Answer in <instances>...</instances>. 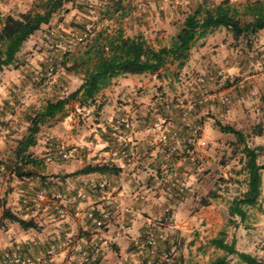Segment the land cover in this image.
Returning <instances> with one entry per match:
<instances>
[{"label":"rangeland","instance_id":"obj_1","mask_svg":"<svg viewBox=\"0 0 264 264\" xmlns=\"http://www.w3.org/2000/svg\"><path fill=\"white\" fill-rule=\"evenodd\" d=\"M37 1L28 0L17 9L14 17L33 11ZM120 1L125 18H120L121 14H117L104 19L103 15L98 13L100 7L98 0H74L73 4L65 5L48 26H42L40 40L35 41L37 45L28 51L30 53H26L27 57L20 55L23 61L18 59L16 64L11 66L13 70L19 68V71L20 67L29 66L33 69V76L30 77L27 89L19 91L16 85L13 89L15 92L10 91L14 101L7 111L14 117L12 122L15 128H11L9 135L11 138H4L5 148L0 153V165L3 166L5 172L1 176L0 185L3 188L0 187V194L4 195V200L8 198L12 200V196L16 193V185H13L16 178L11 176L10 166L13 163L15 142L25 133L27 126L22 119L24 107L31 105L35 109H40L46 101L51 99V88L58 82L60 84L57 92L60 95L71 93L81 83V74L66 72V67L70 66L73 58L78 56L87 44V42L82 44L77 41L81 33L76 27L77 24L83 20L91 23L94 28L92 35L102 28L111 31L117 25L122 28L126 36L133 37L136 34H143L152 47L158 48L170 44L185 17L203 2V0ZM220 1L208 0L207 4L214 5ZM253 1L255 0H230L236 6ZM89 10L92 11L87 13ZM51 33L52 36H50ZM24 49L23 47L22 52ZM36 52H43V56L31 62ZM50 69H53L51 75L48 74ZM248 85L250 87L247 90L240 92L243 89L240 87ZM240 96L245 97L252 105L250 107L236 106ZM97 101L98 103L90 109L80 108L77 103L70 102L63 115L41 127L37 135L39 148L43 147V143L38 140L44 141L43 139L47 138L48 127L46 126H50V123L51 126L58 125L57 122L65 116H68L73 126L76 127L73 135L83 137L86 134V138L90 141L88 143H91L87 145L88 147L83 143H79L81 146L75 144L64 146L48 139L46 149L48 144L53 142L69 152L70 158L61 160L54 157L48 161L45 158V152L41 151L37 155L33 153L35 157L44 161L45 168L52 162L71 168L69 166L78 162L86 165L92 164L96 159H100L101 162L105 160V156L98 157L103 148L95 153L94 150L86 149L96 147L98 144L102 147L103 141L108 139V131L104 133L99 131L102 137L99 135L98 138H94L93 136L97 130L107 127L104 125L107 116L114 118L115 121L125 116L131 124H133L132 118H135V114L138 113L147 114L152 118L158 116L153 120V124H149V127L156 125L154 129L157 137L153 138L151 133H147L144 142H148L150 146L160 147L167 140L164 129L168 124L173 123L169 120L171 116L175 115L187 120L196 112L199 115L198 118L202 114L203 129H199L197 122L192 121L191 135L186 137L183 143V147H186L185 155L193 158V179L188 184L184 182V185L173 182L178 189L182 190L179 195L183 197L187 193V196L180 206L178 217L174 218L170 209L169 212H164V219L162 217L157 221L159 224L153 226L156 232L160 230L164 235V239L157 246L166 249L158 251L159 253L151 258V261L155 264H184V261H188L187 264H208L224 255L222 251L211 247L209 241L218 237L220 232H224L225 241L231 243L233 233L240 227L246 232L242 243L243 248L250 247L254 258L264 263V171L261 173L262 186L259 205L244 207L246 218L243 221L238 216L230 217L229 205L234 198L240 197L245 191L247 178L242 171L243 158L240 147L235 143V137L221 133L217 127L219 123L231 125L240 130L236 126L238 122L247 124L248 127L244 133L247 135L246 144L250 148L264 147L262 145L264 141L256 139V136L251 133L252 124H257V130L264 131V30L253 38L249 47L242 41L234 43L225 30H215L195 44L191 49L189 61L178 73L175 66L168 65L161 71L159 77L148 74L141 77L116 78L102 92V95L98 96ZM96 106L100 108L96 110ZM239 108L244 111V115L249 116V122L238 118L240 117L238 116ZM159 113L163 114L166 120L162 119ZM252 113L255 116L254 120L250 117ZM112 127H107V129L111 130ZM129 141L132 143L131 140ZM82 150L85 152L80 153ZM201 154L203 155L202 166H200ZM115 157L119 158L120 155L117 153ZM197 161L199 163H196ZM257 161L259 164H264V157L260 156ZM55 168L52 170L49 168L44 178L56 181L57 178L62 179L63 176L68 175L56 174ZM162 184L165 186L160 185V187H164L165 192L171 186V183L163 182ZM21 194L22 192H17L15 198L19 199ZM213 194L215 197H210ZM205 203L207 205H204ZM198 215L203 216V219L202 221L193 219V223H196L192 226L193 231L172 228L175 223H182L183 227H188L190 220ZM144 237L145 234L139 239H144ZM171 240H173V245L169 244ZM196 243L201 244L200 247H196L198 246ZM168 244L171 248L167 247ZM174 246L175 249H172ZM133 251L134 256L128 259L131 264L134 261H145L144 257L136 256L135 250ZM227 260L228 264H243L233 255L227 256Z\"/></svg>","mask_w":264,"mask_h":264},{"label":"crops","instance_id":"obj_2","mask_svg":"<svg viewBox=\"0 0 264 264\" xmlns=\"http://www.w3.org/2000/svg\"><path fill=\"white\" fill-rule=\"evenodd\" d=\"M27 1L28 0H0V27L4 17L8 15L14 16L17 9ZM117 27L116 25L114 28ZM118 28L121 27L119 26ZM40 31L41 30L36 32L25 42L23 45L25 48L24 52H22V47L17 55V60L23 61L20 55H25L23 57H27L26 53H30L28 51H31L32 48L37 45L35 41L40 40ZM33 55L35 57L31 62L43 56V52H36ZM38 66H41V64H38ZM10 69L11 67L4 70L0 75V120L6 121L11 128H15L13 127L14 122H12L14 117L7 111L14 101V97L11 96L10 91L13 90L16 85L19 87V91L27 89L30 84V77L33 76V69L29 66L20 67V71L18 70L19 68L15 70ZM144 75L148 74L131 77H141ZM249 87V85L240 87V89L243 88L240 92L247 90ZM13 91L15 92V90ZM250 93H252V91H250ZM101 95L102 93L100 96ZM246 101L247 99L245 97L240 96L236 106L250 107L252 104L250 101ZM96 103H98V101H96ZM30 106H26V108ZM26 108L24 107V111ZM85 108L86 107L83 109ZM88 108L90 109L91 107ZM125 108L127 109V107ZM240 110L242 109H238V116H240L238 118L244 120V122H249V116L244 115V111L242 110L241 112ZM157 117L158 116H153L152 118L148 117L147 114L138 113L135 114V118H132V129L127 132L129 140H131L135 146V153L132 158L123 159L121 157H115V155H117L116 147L113 143H108L105 140L103 141L104 146L102 144V147L98 144L96 147L86 149L88 151L89 149L94 150L95 153L98 149L103 148V151L98 154V157L105 156V160L101 162L100 159H96L93 161L92 165L101 163L114 165L119 170L117 174H89L66 179L57 178L56 181L45 179L44 182H41L38 178L24 180L16 179L13 184L14 186L16 185V193L12 196V200L9 198L4 200V195L0 194V252L15 248L19 249L22 254L26 256H36L51 252L50 264H81L80 255L73 252L70 247V244L73 242V244L80 243L87 249L91 256L96 259V263L94 264H131L128 259L134 256L132 241L145 234L147 225H158L159 223H157V221L165 217L164 209L167 205L171 206L174 218L180 215V206H182V202L185 196H187V193L185 192L186 195L181 197L178 187L175 186L173 182L179 183L180 185H184V182H187V184L190 183L193 179L192 169L194 166L193 158L185 155L186 147H183V143L185 139H187L186 137L191 135L192 121L197 122L196 124L199 129H203V125L201 124L202 114H200V118H198L199 115H197L196 112L194 115H190L187 120L174 115L169 118L173 123L170 125L168 124L164 129L166 131L167 140L163 142L160 147L150 146L148 142H144V138L147 133H151L153 138L157 137L155 133L156 130L154 129L156 125L152 127L150 125L149 127V124H153L151 120ZM250 117L253 120L255 119L253 113L250 114ZM106 119L104 125L111 128L115 123V119L109 116H107ZM57 124L58 125L51 126L50 123V126H46L48 127L46 130L47 138L43 139L45 142L38 140V142L43 143V147L39 148V145L36 143V146L29 150L30 153H34V155H37L41 151L44 153L46 151L45 147L48 139H52L53 142L60 143L64 146H68L69 144L81 146L79 143H83L86 146L91 145V143H88L89 138H86V134H84L83 137L73 135L76 127L73 126L68 116L58 121ZM252 125L253 127L257 126V124ZM236 126L238 129L242 130L241 132L243 134L246 132V127H248L247 124L244 125L240 122H238ZM96 127H100V125H96ZM107 127L97 130L93 135L94 138H98L99 135L102 137V133L99 134V131L103 133L105 131H110ZM263 134L264 131H262V135L256 136V139H262L264 141ZM12 137H14V135ZM3 140L4 138H0V153L5 148ZM262 145L264 146V144ZM14 146H16V142ZM74 151L76 150L74 149ZM201 151L203 152V150ZM84 152L85 151L82 150L80 153ZM171 156H173V158H170ZM202 158L203 155L201 154L200 166L203 165ZM196 163L199 162L197 161ZM83 166H85V164L78 162L69 166L71 168H68V166L64 164L58 165L52 162L48 167H43L39 173L44 176L45 173H47L46 171H49V168L52 170V168L56 167V174L65 175L71 174ZM4 173L3 166L0 165V182L2 181L1 176ZM11 176L13 177V175ZM163 182L168 184L171 183L170 188L166 189V192L164 187H160V185L165 186L162 184ZM101 183H104L106 189L111 192L114 205L109 208L110 217L107 228L101 233H98L89 221L83 220L82 218H75L73 216V209L76 205L88 207L91 204H97V206L100 207V190H97L96 186ZM29 185H33L36 188L45 185L49 192L66 193L74 197L75 202L68 207L67 214L64 217H59L48 202L44 203L42 209L36 213L27 212L22 208L19 200L20 198L16 199L15 197L17 196V192H22L23 194ZM1 188H3V186ZM4 209L24 221L31 222L34 227L23 229L17 223L4 218ZM125 209L129 211L125 212ZM193 219H200V221H202L203 216L198 215L192 218L188 227H183L182 223H175L172 228L179 230L189 229L193 231L192 226L196 225V223H193ZM245 233L246 232L239 227L237 231L233 233L231 242H234L237 251L254 257V253L252 254L250 252V247L247 249L243 248L244 245H242V243L245 238ZM177 234L176 232V235ZM98 235L102 237V240L97 239ZM169 244L173 245V240L169 241ZM169 244L167 247L171 248ZM196 245H198L196 247H200L199 245L201 244L196 243ZM158 248L159 251H161V249H166L161 246ZM112 249H114V251H112ZM172 249H175V246L172 247ZM117 256L119 258H117ZM187 262L188 261H184L183 263L187 264ZM133 264H142V262L134 261Z\"/></svg>","mask_w":264,"mask_h":264},{"label":"trees","instance_id":"obj_3","mask_svg":"<svg viewBox=\"0 0 264 264\" xmlns=\"http://www.w3.org/2000/svg\"><path fill=\"white\" fill-rule=\"evenodd\" d=\"M98 1L100 5L98 13L102 14L104 19L117 14H121L120 18H125L120 0ZM207 2L208 0H203L185 17L182 26L172 37L168 46L154 48L147 42L143 34H136L133 37L126 36L123 30L118 27L111 31L102 28L94 35L91 34L84 50L73 58L70 66L66 67V72L82 75L79 86L69 94L60 95L57 92L60 84L58 82L51 88V99L46 101L40 109L30 106L23 112L22 119L27 126L25 133L16 141L13 150L11 175L19 180L38 178L44 182V176L39 173L44 167V161L35 157L29 150L36 146L37 135L41 127L57 116L63 115L70 102L77 103L80 108L94 107L98 96L111 85L114 79L119 77L143 74L159 77L161 71L168 65L175 66L178 73L189 61L191 49L195 44L215 30H225L234 43L242 41L248 47L253 38L264 30V0H255L241 6L232 4L230 0H221L214 5L207 4ZM73 3L74 0H38L33 11L19 14L17 17L10 15L4 17L0 27V75L5 69L16 63L17 55L26 41L42 26H48L65 5ZM90 11L92 10L87 13ZM87 24L91 23L83 20L76 25L81 31L79 36L85 32ZM93 31L94 28L92 33ZM63 65L66 66L65 63ZM95 108L98 110L100 107L96 106ZM158 115L164 118L163 114L159 113ZM151 122L153 123V120ZM217 127L221 133L234 136L235 143L240 147L243 158L242 171L247 178L246 189L240 197L232 200L228 213L230 217L238 216L243 221L246 218L244 207L259 205L262 186L261 172L264 170V164H259L257 160L260 156L264 157V147L250 148L246 144L247 135L231 125L218 123ZM257 127L254 126L251 130L254 136L262 135V130H257ZM111 133L112 129L107 132L108 139L106 141L113 143L118 151L119 147ZM118 171L114 165L107 163L88 164L63 176L62 179L89 174L114 175ZM96 188L98 190L99 185ZM34 189L53 193L49 192L45 185L39 188L34 186ZM178 191L181 192V188ZM210 197L215 196L213 194ZM3 217L17 223L23 229L34 227L31 222L24 221L5 209ZM209 244L222 251L224 255L215 258L208 264H228L227 256L229 255L236 256L243 264H264L249 254L237 251L234 242L227 243L225 241L224 232H220L218 237L211 239ZM158 247L156 254L160 252ZM146 261L145 259L142 264H146ZM94 263H96V259L95 262L86 264ZM151 264H155V262L152 261Z\"/></svg>","mask_w":264,"mask_h":264},{"label":"built area","instance_id":"obj_4","mask_svg":"<svg viewBox=\"0 0 264 264\" xmlns=\"http://www.w3.org/2000/svg\"><path fill=\"white\" fill-rule=\"evenodd\" d=\"M93 26L87 24L85 32L77 37L79 43H86L88 38L91 36ZM52 36V33L50 34ZM51 38V37H50ZM51 44V40L49 41ZM53 73V70H49V75ZM132 128V124L128 118L122 116L115 121L112 127L111 136L115 139L119 150L117 153L123 159H128L134 154V145L129 141L128 134ZM11 132V127L6 121L0 120V138H6ZM57 157L61 160H68L70 153L67 152L63 147L53 144L50 142L45 151L46 160H51ZM101 206L97 204H91L88 207H81L76 205L73 209V216L75 218L87 220L90 224L101 233L108 226L110 217L109 208L114 205L113 197L110 191L106 189L104 183L99 184ZM21 206L24 210L31 213H36L42 209V205L46 202L51 204L55 213L59 217H64L67 214L68 207L73 205L75 202L74 197L67 195L66 193L53 192L48 193L45 190H35L33 185H29L26 188V193L20 196ZM171 209L170 205H167L164 212H169ZM129 211L125 209V212ZM98 240H102L101 236H97ZM164 239L163 233L155 231L152 224H148L146 227L144 239H134L132 241L135 255L138 257H144L147 261L146 264H151V258L156 255V248L160 241ZM69 245V244H68ZM73 252L80 255L81 264L88 262H95V258L85 249L82 244H70ZM51 252L45 254H39L36 256H26L21 253L17 248L11 250H5L0 252V264H50L51 263Z\"/></svg>","mask_w":264,"mask_h":264}]
</instances>
